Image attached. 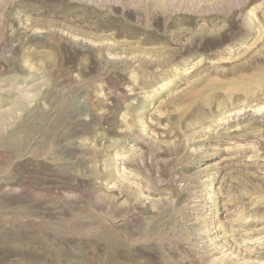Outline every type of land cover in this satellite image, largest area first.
I'll use <instances>...</instances> for the list:
<instances>
[{"label":"rangeland","instance_id":"374dc122","mask_svg":"<svg viewBox=\"0 0 264 264\" xmlns=\"http://www.w3.org/2000/svg\"><path fill=\"white\" fill-rule=\"evenodd\" d=\"M0 264H264V0H0Z\"/></svg>","mask_w":264,"mask_h":264},{"label":"bare ground","instance_id":"6f19581e","mask_svg":"<svg viewBox=\"0 0 264 264\" xmlns=\"http://www.w3.org/2000/svg\"><path fill=\"white\" fill-rule=\"evenodd\" d=\"M213 223L214 222L211 220L210 223L207 224L206 228H209L210 229V227H212Z\"/></svg>","mask_w":264,"mask_h":264}]
</instances>
